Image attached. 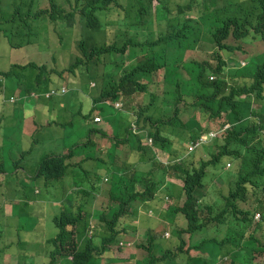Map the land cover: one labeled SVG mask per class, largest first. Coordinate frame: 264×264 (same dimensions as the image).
<instances>
[{
    "label": "clouds",
    "instance_id": "obj_1",
    "mask_svg": "<svg viewBox=\"0 0 264 264\" xmlns=\"http://www.w3.org/2000/svg\"><path fill=\"white\" fill-rule=\"evenodd\" d=\"M45 1L49 8L39 7ZM178 1L184 5L189 0ZM12 2L26 12L16 11ZM69 3L0 0V68L7 66L0 69V264H33L31 241L45 249L42 264H75V257L89 248L98 254V264H139L142 259L144 264H155L153 256L159 259L162 254L172 257L175 264H264V160L246 183L253 200L245 203L232 198L235 182L230 174H237L249 158L247 151L253 143L246 145L239 137L226 142L233 125L239 131L264 113V100L252 93L255 112L247 110L243 123L237 125L222 123L223 116L209 118L218 109L205 112L201 121L198 111L185 118L173 117L172 127L159 125L165 140L156 141V130L150 136L137 122L153 96L165 88V82H159L161 69L147 90L134 74L144 83L139 74L157 64V57H148L145 48L148 42L157 47L166 35L170 17L162 11L164 0H120L96 6L92 11L103 24L89 33L81 31L78 16L74 24L52 16L53 7L72 11ZM29 6L32 12L27 11ZM39 10L41 15L36 16ZM150 11L156 15L153 24L148 19ZM140 13L144 24L130 25V18ZM181 18L180 26L189 29L191 36L175 50L176 56L188 63L212 65L215 71L205 73L206 79L247 80L248 85L252 82L248 75L261 72L264 0H220L218 6L212 1L195 3ZM44 20L48 22L40 23ZM59 23L58 43L51 44L44 30ZM150 37L152 41H148ZM86 45H93L109 62L85 55ZM26 46H32V59H11L13 51L21 52ZM252 59L256 60L254 67ZM110 67L114 77L129 76V83L114 88ZM167 84H171L168 95L176 101L181 96V104L192 110L182 77L175 73ZM134 96L139 97L138 105L127 101ZM143 98L148 101L142 102ZM116 115H120L119 122L146 137L142 145L154 154L146 164V156L140 158L132 152L130 162L137 160L138 164L127 173L137 180L136 186L157 184L158 191L155 199L138 202L127 214L117 208L118 219L109 207L108 186L117 181L114 174L125 165L109 160L105 153L109 143L97 148L86 144L89 131L104 129V122L113 130L107 119ZM61 116L66 119L59 121ZM194 116L196 119L188 120ZM55 128L62 140L57 145L51 138ZM11 141L14 143L7 149ZM42 141L48 149L28 157L29 150ZM16 145L19 150L14 154ZM259 147L264 148V143ZM57 159L60 165L53 161ZM81 165L96 173L98 189L80 174ZM188 171L201 172L203 177L189 179ZM217 179L224 184L211 185ZM9 202L12 208L6 207ZM18 205L25 206L32 217L18 214ZM140 233L144 236H138Z\"/></svg>",
    "mask_w": 264,
    "mask_h": 264
},
{
    "label": "trees",
    "instance_id": "obj_2",
    "mask_svg": "<svg viewBox=\"0 0 264 264\" xmlns=\"http://www.w3.org/2000/svg\"><path fill=\"white\" fill-rule=\"evenodd\" d=\"M176 1L178 4L172 5L175 13L169 16L170 19L167 22L166 35L157 42V47L152 45L154 43L148 42L149 46L145 48V51L148 53V57H157V64H155L151 70L139 74V78L145 80L144 83H141L134 74L137 83L143 88V90H147L148 85L152 84V82L155 83L154 77L158 70L161 69L163 79L160 78L159 82H165V88L162 90L161 94L159 92L160 95L155 94L153 96L146 109L138 115L137 122L139 128L147 130L150 136H152V129H155L156 131L154 132V136L156 141L165 140L164 135H162L158 130L159 125L164 123L169 127H172L170 120L173 117L180 118L181 116L185 118L191 115L192 111H198L196 116H198L201 121L205 119L204 117H206L205 112L218 109L220 112L209 114V118L215 119L223 116L222 123L230 121L231 123L235 122L237 125L238 123H243L241 118L247 114V110H250L252 113L255 112L253 101H251L250 96L252 93H255L257 97L264 100V67L260 68L259 71L261 72L257 74H253L252 72V75H248L252 78V82L248 85L246 84L248 83L247 80H245L246 83H242L240 80L235 79L232 83H230V81H226L221 78L212 80L206 79L205 73L215 71L212 65L205 67L201 62L197 61H191L188 63L183 58L180 59L176 56L177 53L175 50L191 36V31L189 29L180 26V23L182 22V12L186 8H191L193 4L200 2L202 4H207L212 1L215 6H218L220 0H189L188 3L184 5H182L178 0ZM110 2H120V0H70L69 9L72 11L60 10L53 7L50 12L54 17L57 16L65 19L68 24H74L76 16H78L81 31L89 33L103 24V22L94 15L92 11L93 8L99 5L109 4ZM12 4L15 6L16 11L20 10L22 13L26 12L23 6L13 2ZM27 11L32 12L31 6H29ZM45 11L48 10L45 9ZM39 12L40 10L36 12L35 15H41ZM130 20V25L134 26H142L145 22L141 13L131 17ZM153 34L154 33H152L151 36H153ZM148 41H152V38L150 37ZM84 53L85 55L96 56L100 61L109 62L108 58L102 56V52H96L94 50L93 45L84 46ZM140 53L144 57L146 56L144 51H140ZM111 70L112 68L110 67L109 78L112 79L114 88L117 86L124 87L127 83H129L127 80V77L129 76L114 77L113 71ZM175 73H178L182 77L185 85L187 86L189 97L192 98V110L189 106L181 104L183 101L181 96H179L176 101L168 95V90L171 84L169 85L167 83L174 78ZM247 73L248 72L245 73V77H247ZM233 78H236L234 74ZM176 84L179 86L180 82L176 81ZM102 114L103 112H101V115ZM196 116L187 119L190 121L192 119H196ZM119 119L120 115L107 119L112 123L113 130L112 126H108V124L104 122V129H92L86 136V144H90L93 148L99 147L98 144L109 143L110 145L105 148V153L109 160L114 164L123 163L125 165L114 174L117 181L115 183L111 182L108 186L110 201L109 207L117 219L120 217L117 208L121 214H127L129 210L138 202H143L153 198L155 199L156 194L158 193L157 184L144 183L136 186L137 180L131 178L133 175H129L127 173L130 166L138 164L136 162L137 160L130 162L133 161L130 156L132 152L138 154L140 158L146 156V164L149 163V160L154 158V154L147 147L142 145L141 141H145L146 137L142 136V134H139L138 132H134L129 124L119 122ZM246 125L247 124L241 127L239 131H237L233 125V129L229 131L228 136L226 137V142L228 143L231 141L232 137H239V140L243 141L246 145L249 141L253 143V148L247 151L249 158L245 160L242 167L237 169V174H230V177L235 182L234 187L231 189L232 198H238L245 203L251 202L254 196L246 183L249 179H251L254 173L259 171V165L264 160V148L259 147L260 144L264 143V113L261 112L260 114H257V117L253 119L251 126ZM221 154L215 159L220 158ZM93 158L94 157H91V159ZM53 161L58 165L61 164L58 159ZM80 167V174H84L89 179V183L93 185V188L98 189L96 173L89 171L83 165ZM173 168L176 173L177 166L175 165ZM62 169L65 170L66 166L62 167ZM147 174L151 175V172H148ZM200 176L201 178L203 177L201 172L199 175L195 172L188 171L189 179L199 181ZM6 207L12 208L13 205L9 202L6 204ZM244 213L247 215L251 214L250 211H244ZM37 219H39V217H37ZM106 247L107 250L109 248V244H106ZM29 249L31 254H33V264H42L46 261L45 254L43 252L45 249L43 247L31 241L29 243ZM146 253L147 251L144 255ZM142 255L143 254L140 256ZM25 257H27V255ZM163 261H166L168 264H175L173 258L169 255L162 254L159 259H157L156 256H153L152 258V262L155 264H161ZM74 263L98 264L99 257L94 248H89L80 255L76 256Z\"/></svg>",
    "mask_w": 264,
    "mask_h": 264
},
{
    "label": "rangeland",
    "instance_id": "obj_3",
    "mask_svg": "<svg viewBox=\"0 0 264 264\" xmlns=\"http://www.w3.org/2000/svg\"><path fill=\"white\" fill-rule=\"evenodd\" d=\"M174 2L176 3V1H174V0H164V7H163L162 11H163V13L166 16H170V15H172V14L175 13L174 9L172 8V4ZM39 7H48L49 8L48 1L41 2L39 4ZM148 19H149V21H150L151 24H153L156 21V15H155V13L153 11H150L149 12ZM31 21H32V23L34 25H36V22H35V20L33 18H31ZM47 22H46V20H44L43 22H40V23H47ZM50 23H55V22H50ZM61 27H62V24L59 23V24H56V25L51 24L48 29H45L44 31H45L46 40H48V42H50L51 44H57L58 43V36H57V31L56 30L57 29H60ZM69 30H70V28H67L65 30L64 37L67 35V33L69 32ZM31 48H32V46H26L24 48L19 49L22 53L21 52H14L13 51L11 53V59L14 60V59H17V58H20V57H24V56H26V59H32V58H29V57H31V53H30L31 52L30 51ZM255 64H256V60L255 59H252L250 65L252 67H254ZM6 68H7V66H1L0 69L3 70V69H6ZM183 88H184V90H187V86L185 84L183 85ZM127 101L129 103L132 102L134 105H138L139 104V97L138 96H134L132 98H128ZM145 101H148V98H143V101L142 102H145ZM64 119H66V117L61 116L59 118V121H63ZM66 128L69 129L70 127L66 126ZM59 132L60 131H59L58 128H55L52 131L51 138L54 141V144L55 145L62 143V140L59 139V137H58ZM13 143L14 142L11 141L9 143V145L7 146V149H9V147ZM47 149H48V146L46 145L45 142L42 141L39 144L34 145V147L31 150H29V152L27 153V155H28V157H33L35 155L40 154L42 151H46ZM18 150H19V146L18 145L14 146L12 148V151L14 152V154H17ZM222 184H224V181L222 179H217L211 185L217 187V186L222 185ZM0 200L2 201V199H0ZM22 209H24V210H22ZM15 211L18 214H21L22 217H24L25 215H29V216H26L28 218H31L32 217V215L30 214L29 210L28 209H25V206H23V205H18L17 208H15ZM139 235L140 236H144L143 233L138 234V236ZM139 264H144V259H142V261L139 262Z\"/></svg>",
    "mask_w": 264,
    "mask_h": 264
}]
</instances>
